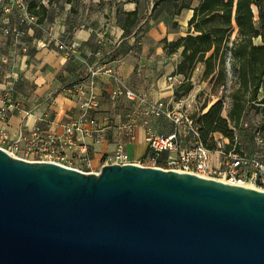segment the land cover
<instances>
[{
    "label": "water",
    "instance_id": "1",
    "mask_svg": "<svg viewBox=\"0 0 264 264\" xmlns=\"http://www.w3.org/2000/svg\"><path fill=\"white\" fill-rule=\"evenodd\" d=\"M0 264H264V189L0 147Z\"/></svg>",
    "mask_w": 264,
    "mask_h": 264
},
{
    "label": "crops",
    "instance_id": "2",
    "mask_svg": "<svg viewBox=\"0 0 264 264\" xmlns=\"http://www.w3.org/2000/svg\"><path fill=\"white\" fill-rule=\"evenodd\" d=\"M29 1L35 3V10H42V18L38 20L41 14L32 13L35 23L22 27L19 39L2 32L4 26L17 25L18 19L15 9L5 10L0 3V110L5 108L3 115L0 112V131L9 140L20 133L29 134L34 127L62 135L83 112L81 97L68 86L82 83L85 95L94 94L99 105L88 111L81 129L75 130V144L67 150L68 157L86 171H99L104 155L118 144L133 159L146 155V125L137 122L131 133L127 131L128 115L141 120V113L127 110L133 101L119 97L114 102L109 93L122 83L148 102L178 104L184 100L174 95L175 87L165 78L168 74L179 81L184 78L175 72L181 47L168 53L163 40H176L187 33L192 9L183 7L174 13L175 4L181 0ZM184 1L190 6L198 2ZM133 10L137 11L136 22L123 36L125 14ZM253 12L256 14L255 7ZM56 37L78 41V51L66 57L57 48ZM254 42L259 43L260 38ZM96 50L102 52L104 67H111L112 75L102 70L89 76L85 61L92 64ZM97 128L102 133L100 140L93 132ZM166 129L156 133L172 131L171 120ZM82 146L87 149L88 166L77 161Z\"/></svg>",
    "mask_w": 264,
    "mask_h": 264
},
{
    "label": "built area",
    "instance_id": "3",
    "mask_svg": "<svg viewBox=\"0 0 264 264\" xmlns=\"http://www.w3.org/2000/svg\"><path fill=\"white\" fill-rule=\"evenodd\" d=\"M3 8L15 9L17 13L18 24L13 26H4L1 28L5 34L12 33L14 39H19L22 34V27L35 23L34 15L27 10L28 0H0ZM57 48L66 56H72L80 47L76 40H67L56 37ZM230 44V42L228 43ZM93 63L87 61L89 76H94L100 71L113 74L111 67H104L102 61V52L96 50L93 54ZM170 84H177L179 80L170 75L167 77ZM68 90L81 97L82 114L76 120V123L65 127L64 133L45 132L38 127L30 130L29 134H18L14 139L9 140L4 131H0V147L14 156L27 160H49L63 165L75 167L84 170L76 165L68 157L67 150L74 146V132L81 129L82 122L87 118L90 109L98 107L99 102L92 93L85 95V86L82 83H71ZM119 97H124L138 105L143 106V112L150 115H165L172 124L173 129L169 133H156L151 130L146 131L145 140L149 152L133 159L123 149L122 144L108 152L103 157V163H137L141 165H152L163 168H172L192 172L205 177L222 179L231 183L245 184L259 189H264V131L259 127L252 129V145L250 152L239 149L236 140L230 142L227 137H215L213 133V146H207L198 131L194 117L182 109L169 107L164 100L148 102L134 90L125 87L122 83L111 89L109 98L115 101ZM5 108H1L3 115ZM132 124H127V131L131 133ZM96 139L102 138L99 128L93 130ZM131 135V134H130ZM165 152V157L161 163L157 162V155ZM77 161L84 165H89L87 149L82 146L79 149ZM86 171V170H84Z\"/></svg>",
    "mask_w": 264,
    "mask_h": 264
},
{
    "label": "trees",
    "instance_id": "4",
    "mask_svg": "<svg viewBox=\"0 0 264 264\" xmlns=\"http://www.w3.org/2000/svg\"><path fill=\"white\" fill-rule=\"evenodd\" d=\"M34 6L35 3L29 1L27 10L30 14H41L37 18L41 20L43 12L41 9L35 10ZM183 7L192 9V15L187 22V33L176 40H163V46L168 53L181 47V59L175 72L182 74L184 81L174 89V95L178 97L191 89L190 77L197 63H203L204 77L215 72V79L223 80L226 76V52L229 53L230 68L237 82L230 93L231 105L227 117L221 115L220 99L208 106L204 103L200 113L193 115L200 138L207 146L212 147L213 133L220 132L232 142L234 128L247 104L261 107L260 122L254 124L252 129L259 127L264 131V92L258 95L259 89L264 88V0H198L193 6L181 0L175 4L174 13H178ZM253 7L256 8V14ZM136 19V10L125 14L123 36L130 32L129 29ZM234 26L236 35L230 39ZM258 37L260 42L255 43L254 39ZM103 59L104 57L102 61ZM204 108L206 109L202 111ZM160 154L164 156L160 158ZM164 157L165 152H160L157 162L161 163Z\"/></svg>",
    "mask_w": 264,
    "mask_h": 264
},
{
    "label": "rangeland",
    "instance_id": "5",
    "mask_svg": "<svg viewBox=\"0 0 264 264\" xmlns=\"http://www.w3.org/2000/svg\"><path fill=\"white\" fill-rule=\"evenodd\" d=\"M233 38L234 35L232 31L230 39ZM224 66L226 76L222 80L215 79V72L213 75H208L204 77L202 74L204 67L203 63H197L190 77L192 82L191 89L178 96V98H182L184 100L179 101L178 104L170 103L169 107L182 109L193 116L195 113H200L201 105H203L204 103H206L208 106L213 101L220 99L222 102L221 115L223 117H227V113L231 105L230 93L233 88L237 85L236 77L232 73V70L230 68V58L228 52L225 53ZM170 75L171 74L166 75L165 78L167 79V77ZM182 81H184V78L180 80L179 83L174 84L173 86L176 88L177 85L182 83ZM262 92H264V88L259 89L258 95L260 96ZM138 94L144 97L140 93ZM260 108V106L256 108V106H251L250 104H247L246 109L239 120L238 125L234 128V139L237 142L236 146L246 152H250L253 148L251 130L254 124L260 122ZM127 110H129V112H134L135 110H137L141 113V116L139 117L141 118V120H137L136 117H134L135 115H132V113L128 115L127 118L129 120V123H131L132 125L137 122H141L146 125L147 130H151L153 132L166 131V128L169 127L170 119L168 117H166L165 115H146L144 112H142V105H138L134 102L129 103ZM214 136L225 137L220 132H214Z\"/></svg>",
    "mask_w": 264,
    "mask_h": 264
}]
</instances>
